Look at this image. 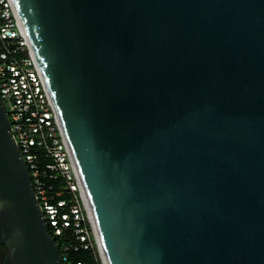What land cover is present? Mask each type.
<instances>
[{"label": "water", "instance_id": "obj_1", "mask_svg": "<svg viewBox=\"0 0 264 264\" xmlns=\"http://www.w3.org/2000/svg\"><path fill=\"white\" fill-rule=\"evenodd\" d=\"M107 264H264V0H12ZM1 264H61L0 99Z\"/></svg>", "mask_w": 264, "mask_h": 264}, {"label": "built area", "instance_id": "obj_2", "mask_svg": "<svg viewBox=\"0 0 264 264\" xmlns=\"http://www.w3.org/2000/svg\"><path fill=\"white\" fill-rule=\"evenodd\" d=\"M0 99L47 228L54 236L70 229L82 249L92 250L98 264H107L80 176L12 0H0ZM69 249L59 252L61 264Z\"/></svg>", "mask_w": 264, "mask_h": 264}, {"label": "trees", "instance_id": "obj_3", "mask_svg": "<svg viewBox=\"0 0 264 264\" xmlns=\"http://www.w3.org/2000/svg\"><path fill=\"white\" fill-rule=\"evenodd\" d=\"M48 231L52 236L54 242L58 246V250L62 255V247L67 246L70 249L66 252V261L63 264H98V259L92 250H84L76 242L73 232L70 229H66L60 236H54L51 227H48ZM76 249H74V248ZM5 255V249L0 246V264Z\"/></svg>", "mask_w": 264, "mask_h": 264}]
</instances>
